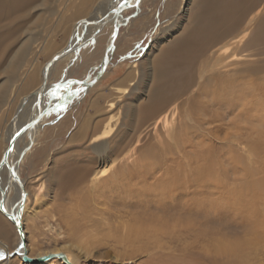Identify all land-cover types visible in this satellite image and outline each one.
I'll use <instances>...</instances> for the list:
<instances>
[{"label": "rangeland", "instance_id": "rangeland-1", "mask_svg": "<svg viewBox=\"0 0 264 264\" xmlns=\"http://www.w3.org/2000/svg\"><path fill=\"white\" fill-rule=\"evenodd\" d=\"M204 1L140 0V10L133 16L137 7L125 8L123 16L128 18L115 40L110 63L92 86L70 84V92L66 91L73 79L83 80L87 76L92 83L96 78L99 69L90 68L102 61L114 27L112 15L110 21L91 33L75 57L58 59L48 77L49 88L43 103L45 107L50 103L51 107L70 97L64 107L43 117L30 134L26 131L20 135L26 138L19 139L17 144L18 148L26 144L19 168L26 189L22 220L30 256L64 251L74 255L78 264H147L146 261L152 260L163 264H264V190L258 195L251 189L254 184L264 182V42L253 41L246 51L239 53L241 61L228 67L234 73L229 76L234 94L246 91L248 102L232 105L228 110L213 107V116L198 121L200 127L189 137L179 121L184 120L185 112L198 109L200 101H207L202 86L199 89L202 80L198 67L191 90L169 107L170 122L164 123L160 133L164 135V148L171 145L175 151L164 160V187L171 194L168 193V202H164V223L169 227L164 230L162 247L157 246V238L143 239L144 247L138 240L129 246L111 238L113 230L127 234L125 222H129L131 215H118L123 211L111 216L97 212L96 207L100 206L90 194V185L104 168L110 171L128 160L139 163L146 153L151 157L158 154L155 123L150 121L151 124L138 127L140 109L151 99L161 80L158 56L178 45L200 23V17L205 18L200 16L209 7ZM85 2L88 4L82 6ZM96 4L101 1L39 0L19 19L10 17L11 22L5 27L7 38L4 42L0 40L4 51L0 58V167L6 151L5 139L10 135L12 122L15 123L18 105L38 86L44 65L67 45L78 21L87 17ZM257 8L240 26L243 29L234 30L228 40L237 34L242 36L246 27L249 33L243 43L251 39L257 23V20L250 22L251 17L258 14L259 19L264 15V0ZM255 66L261 69V84L254 89L247 82L258 76L241 70ZM32 72L39 73L34 83L29 81ZM169 80L164 75L162 81ZM58 83L62 86L53 88ZM118 86H124L125 91ZM178 104L180 110L175 109ZM41 108L39 99H32L21 111V127ZM112 115L113 132L95 141L93 138ZM14 126L18 133L21 128H17V122ZM183 134L190 139L185 152L175 147L173 138ZM102 141L110 145L106 160L94 148ZM151 147L154 150L150 152ZM8 159L12 164L13 156ZM137 163L135 167L139 166ZM0 172V182L8 181L7 171L0 169ZM173 175L178 176L177 180ZM177 181L181 185H173ZM9 197L11 202L16 200V186ZM2 220L16 246L15 225L3 216ZM16 254L11 256V264H32ZM41 264L66 263L51 259Z\"/></svg>", "mask_w": 264, "mask_h": 264}, {"label": "bare ground", "instance_id": "bare-ground-1", "mask_svg": "<svg viewBox=\"0 0 264 264\" xmlns=\"http://www.w3.org/2000/svg\"><path fill=\"white\" fill-rule=\"evenodd\" d=\"M38 1L39 0H0V40L4 42V40L7 38V34L5 33L6 32L5 27L9 22H11L10 17L13 16V18H15L16 20V18L24 14V11L26 9H31L36 5H38ZM100 1L101 4L99 5L96 4L94 8L91 10V13L87 17L78 21L76 26L77 29L74 32L72 38L69 40L67 45L62 50L56 52V54H54L52 58L61 55L68 47H70V51L62 54V56L58 57L53 62H51L52 64L48 68L47 78H45V74H46L45 72H46V65L48 62L44 65V68L42 70L41 82L31 93L23 97L22 101L18 105V108L16 109L17 111L15 113V123L17 122V128H21V129L20 131H18L17 129L18 133H16V126H14L15 123L12 122L10 128L11 130L9 129L10 135L7 139H5V144H6L5 149L7 150L9 148V145L13 140L14 136L17 135V139L14 141L12 148L9 150L10 153L9 156L11 155L13 156L12 164L10 162L9 163L15 168L19 176H20L19 165L20 162L22 161L23 152L26 144L24 146L22 145L23 148H18L17 145L18 140L26 138L24 135L21 138L20 135H22L26 131H28V133L30 134V130L35 126H39V124H41L40 123L41 119L51 113V110L50 111L48 110L49 112L43 114V110L49 109L50 108L49 105H51L50 103H48L45 107L46 95H47L46 92H47V88H49L48 87L49 84L47 83V80L48 77H50L52 69L54 68V65L56 64L58 59H61L64 56L75 57L76 53L77 52L79 53L81 48L87 44V42L91 37V33H94L95 30L100 29L103 23L109 20L108 18H110V15L113 16V18L111 19H113L114 25L115 24H117V26L119 25V32H120V28L122 24L126 22V19L128 18V16H126L127 18H124L123 16L124 14L123 12L125 11L124 9L132 6L137 7L135 12L132 13V16L136 15L140 10V7L138 5L140 0H100ZM212 1H214V3H212ZM125 2H128V5L123 6L121 12L118 15H116L115 12L116 9L119 8L121 5H123ZM204 2H207L208 6L210 7V8L208 7L207 13L205 11L202 12V14L200 15L205 18L203 19L200 17L201 19L200 23L196 26L194 30H192L191 33H189V35L187 36L185 35V38L181 39L178 42V45H176L171 49L163 51L158 56L157 64L160 67L159 75L161 76V80L157 88L155 89L152 88L154 89V92L152 94L151 99L140 109L138 127H142L146 123L151 124L150 121H153L155 123L156 136L155 135L154 136L157 138L156 150L158 154L154 152V154L156 153L157 155L153 154L154 156L151 157L148 153H146L140 159L139 163L136 162L137 165L139 164L138 167H135L136 163L132 162L133 161L132 159L131 162L130 160H128V162L121 163L120 166L118 167L116 166L113 170L110 171L104 168L103 170H101V175H99V177L90 185L89 188L91 190L90 194L92 195L93 198H95V201L98 202V205L100 206V207H96L98 208L96 209L97 212L101 214H105L107 216H111V214L116 215V213H120L123 211L118 215L121 216L126 214L131 215V219L133 221L131 222V219L130 220L128 219L129 222H125V224H127V228L125 229V231L127 230L126 232L127 234L122 235L120 233H117L118 231L113 230V234L111 235V238L112 237L116 238V241L119 243L126 242L130 246L133 242L138 240L139 242H141L140 246L144 247L142 243L143 239L145 240L150 239L151 241V238L152 239L157 238L159 240V242L157 240L158 242L157 246L162 247L160 243L161 239L164 238V232L166 231L165 228L169 227L165 225L167 222L164 223L165 220L164 202L166 201L168 202V199H170L168 197V193L170 192H168V188L166 186L164 187V160L165 158H167V156L172 157L175 148L171 145L164 148V135L160 133V130L162 128L164 129V123L168 124L170 122L169 120L170 105L174 103L176 99L180 98L183 93L189 91V89L196 82V78H197L195 74L196 69L199 67L200 70L199 76L203 82V83L202 82L199 83V89L202 86V90H204L203 94L207 98V101L206 103L204 101H200L201 103L200 107L196 110H193V112H188V111L185 112V114L183 115L184 120H182L183 125H182V121H179L180 126L185 128L184 132L188 133L189 137H190V133L192 131H196L197 126L200 125L198 121H203L206 118V116L209 117L213 116L214 114L212 112L213 107L218 108L217 106H219L222 109L228 110L232 107V105H238V104L243 105L246 102H248L249 96L246 91L245 92L242 91V94H238V95L237 93L234 94L235 87L233 86V84L231 83V79L229 78V76L233 75L234 73H231L232 70H230L228 67L232 66L233 64H237L238 62L241 61L240 60L241 58H239L241 57L239 56V53L246 51V49H248L247 47L250 46L249 44L251 45L253 44L252 43L253 41L264 42V15L259 19L257 18L258 14L255 15L254 17H251L253 19L252 20L250 19L251 20L250 22L257 20L256 21L257 23L252 37L250 35L251 39L249 41L243 43L244 42L243 38L249 33L248 27H246L245 30L242 31L243 33L242 36L240 34H237L232 38H230V40H228V37H231L230 35H233L232 32L234 30L238 28L243 29L242 27L240 28V26L245 22V19L252 13L254 9H258L257 7H259L262 4V0H205ZM85 4L86 2L82 4V6H86L88 3L86 5ZM260 10L261 7L258 9V13H260ZM84 27H87V29L85 28V31L83 29ZM113 32H114V27L112 34L109 36L107 46L112 41ZM106 47L104 48V52L102 53L101 60H103L105 56ZM112 49L110 50V53L112 52ZM2 52L4 51H2V48L0 47V58ZM52 58L49 60V62L52 60ZM101 63L102 61L97 66H93V67L91 66L90 70H92L95 67H99ZM8 67L9 66H7L6 68ZM107 67L108 65L105 67V70L107 69ZM100 68H97L99 69L98 73L104 70V68L101 69ZM241 71L247 73L250 72L252 75L258 76V79L254 77L252 78L251 81L247 82L250 88L255 89L256 87H258V84L259 85L261 84L259 80V73L261 72V69H259V67L257 66L248 67L242 69ZM104 72L102 73V76ZM38 75H39L38 72H34V73L32 72L29 81L30 82L32 81V83L36 82L38 79ZM164 75L165 77H168L170 79L169 80L170 82L164 83V81H162L164 80ZM244 75H246V73ZM102 76L98 77V79L101 78ZM85 79H87L88 82L87 76ZM79 81L81 80L73 79L72 81H69L67 85V89L71 88V86L76 83L84 84L86 86H90V85L92 86L95 83L92 82L91 84H87V83H81ZM56 86L53 88H60L62 86V83H58ZM118 89L121 91H125L126 88L124 86H118ZM231 89H234V91ZM68 93L69 92L67 91V94ZM54 96L55 97L60 96V98H62L61 95L58 94H55ZM36 97L39 99V103L43 108L39 109L38 112L35 113L36 114L35 116H31L33 118L29 122H26V124L35 121V119L38 116H41V119L34 126H29L24 131L22 129L26 124H24L23 127H21L22 125L21 114H23L24 110L28 106V103ZM69 97L70 95L67 98L62 99L61 103L65 105ZM182 105L180 106L181 108ZM175 109L180 110L179 104L175 106ZM22 110L23 112L21 113ZM170 111L172 112V110ZM178 114L180 117H182V113H180V111H178ZM113 118L114 116L112 115L111 118L108 121H106V123L104 124L102 131L95 135V137L93 138L95 141L102 140L106 137H109V135H111V133L113 132V125H112ZM173 118H174V113L172 116V120ZM182 127L181 129H183ZM173 138H175V143H174V145L176 144L175 147L177 146L178 150L185 152L187 150L185 146L187 147L186 144L190 142V139L187 136H184V134L183 136H180V138L174 135ZM179 141L181 142L180 144ZM109 146L110 145L108 144V141H102L96 143L94 148L95 151L98 154H100V157L106 160L105 157L107 155L108 149L110 148ZM151 150L154 149L151 147L150 152ZM2 161H1L0 169H5L7 171L6 178L8 179V181H5L6 179H3L0 182V264H11L12 261L11 256L13 255V253H17L16 255L20 257H22L23 255L20 232L18 230L17 224L14 221H12L9 216L13 211L17 212L20 209L19 201L22 196L23 189L21 188L20 183L10 173L7 165L5 168L2 167L3 165ZM208 174H210V172ZM175 177L178 176H174V178ZM152 179H154V181L156 182L150 183V180ZM175 179L177 180V178ZM21 180L24 184V179L21 178ZM176 183L177 184H173V185H181L180 181H177ZM9 184L11 186H9ZM13 186H16L17 197L15 201L11 202V198L9 197V192L11 191V189H13ZM176 188H178V186ZM24 189H25V184H24ZM251 189L252 191L258 194L261 190H264V182L254 184L251 187ZM226 198L228 197L226 196ZM25 203L26 202L24 201L23 204L24 206L20 211L21 213L20 221L22 226H23L22 213L25 209ZM2 216L15 225L16 233L18 235V242L16 246H14L11 240L12 239L11 233L4 226L5 224L4 221L2 220ZM180 226L182 227L183 225ZM83 245H78V246L81 247ZM136 246L137 245H135V247ZM135 247L134 249L137 251ZM148 250L149 247L147 248V251ZM65 253L68 255V258L72 261V263L78 264L77 259L74 255L68 252ZM146 262L147 264H163L161 262H155L153 260L150 262L148 261Z\"/></svg>", "mask_w": 264, "mask_h": 264}, {"label": "water", "instance_id": "water-1", "mask_svg": "<svg viewBox=\"0 0 264 264\" xmlns=\"http://www.w3.org/2000/svg\"><path fill=\"white\" fill-rule=\"evenodd\" d=\"M128 5V2H125L123 5H121L119 8L116 9V15H118L121 10L123 9L122 7L123 6H127ZM119 35V25L117 26V24L114 25V32H113V37H112V41L111 43L106 47V51H105V56L102 60V63L99 67H95L96 69L97 68H104L105 70V67L110 63V56H109V53H110V50L114 47V43H115V39L117 38V36ZM70 51V47L66 48V50L62 53H66V52H69ZM59 55V56H55L52 58V60L50 62L47 63L46 65V74H45V78H47V74H48V68L50 67V65L52 64L51 62H53L55 59H57L58 57L62 56ZM100 68V69H101ZM101 71L100 73L97 74L96 78L92 81V82H96L98 77L102 76V73L104 72ZM76 80H79V79H76ZM81 83H87V84H91L87 82V79H84V80H81L79 81ZM59 86V85H58ZM68 92H70V88L67 89ZM62 105L63 103L59 102L56 103L55 105L51 106L49 109H44L43 110V114L46 113V112H49L51 110L52 111H57L59 108H62ZM64 106V105H63ZM49 110V111H48ZM41 119V116H38L35 121L31 122V123H28L26 124L22 130H26V128H28L29 126H34L39 120ZM17 139V135L14 136L13 140L11 141L10 145H9V148L6 150L5 154H4V158H3V161H2V164H6L10 173L15 177V179L20 183V186L21 188L23 189L22 191V196L20 198V209L17 211V212H12L9 216L11 218L12 221H14L16 224H17V227H18V230L20 232V236H21V243H22V248H23V255H22V259L23 261H25L26 263H32V264H41L43 262H46V261H49L51 259H60V260H63L66 264H74L72 263V261L68 258V255L64 252V251H59V252H50V253H47V254H44V255H39V256H33L31 257L29 254H28V251H27V242H26V233L24 231V228L21 224V221H20V211L22 210L23 208V204H24V201L26 199V191L24 189V184L20 178V176L18 175L17 171L15 170V168L9 163V150L12 148L13 144H14V141Z\"/></svg>", "mask_w": 264, "mask_h": 264}]
</instances>
